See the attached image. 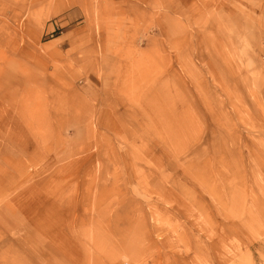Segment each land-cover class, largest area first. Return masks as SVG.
Listing matches in <instances>:
<instances>
[{"label":"rangeland","instance_id":"374dc122","mask_svg":"<svg viewBox=\"0 0 264 264\" xmlns=\"http://www.w3.org/2000/svg\"><path fill=\"white\" fill-rule=\"evenodd\" d=\"M0 264H264V0H0Z\"/></svg>","mask_w":264,"mask_h":264}]
</instances>
